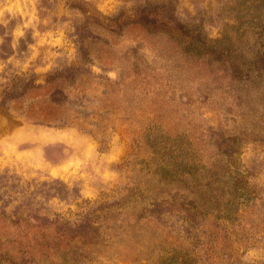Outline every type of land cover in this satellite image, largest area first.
I'll return each instance as SVG.
<instances>
[{"label":"rangeland","instance_id":"374dc122","mask_svg":"<svg viewBox=\"0 0 264 264\" xmlns=\"http://www.w3.org/2000/svg\"><path fill=\"white\" fill-rule=\"evenodd\" d=\"M0 138V264H264V0H0Z\"/></svg>","mask_w":264,"mask_h":264},{"label":"crops","instance_id":"0c3cea01","mask_svg":"<svg viewBox=\"0 0 264 264\" xmlns=\"http://www.w3.org/2000/svg\"><path fill=\"white\" fill-rule=\"evenodd\" d=\"M15 133H16V131L15 132H12L10 135H8V138H9V140H13V138H14V136H15ZM2 139L0 138V146H1V141ZM2 160V156H1V147H0V161Z\"/></svg>","mask_w":264,"mask_h":264}]
</instances>
